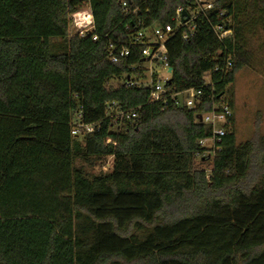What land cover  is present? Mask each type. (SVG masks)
<instances>
[{
    "label": "trees",
    "instance_id": "obj_1",
    "mask_svg": "<svg viewBox=\"0 0 264 264\" xmlns=\"http://www.w3.org/2000/svg\"><path fill=\"white\" fill-rule=\"evenodd\" d=\"M86 3L93 27L71 35ZM195 6L0 0V264H264V134L237 142L232 111L211 153L199 141L212 127L196 121L243 67L264 73L253 41H264V0H212L178 24L176 10ZM166 24L164 104L150 101L133 40ZM110 44L128 55L111 60ZM190 89L193 106L174 104ZM115 108L137 115L120 121ZM78 117L91 133L71 134ZM198 156H211L208 171Z\"/></svg>",
    "mask_w": 264,
    "mask_h": 264
},
{
    "label": "built area",
    "instance_id": "obj_2",
    "mask_svg": "<svg viewBox=\"0 0 264 264\" xmlns=\"http://www.w3.org/2000/svg\"><path fill=\"white\" fill-rule=\"evenodd\" d=\"M121 7L124 10H127V3L128 0H119ZM196 6L189 11L188 19L185 21H181L180 9L176 10V16L175 20L178 24L184 25L185 23H188L192 20V18L196 17L199 13H202L205 9H208L212 7V1L209 0H195ZM135 8L132 10L134 11ZM84 15L88 16L89 19H85ZM71 24H73L75 32L78 35L82 36L86 31H90L92 29V17L91 12L89 9L88 4L86 3V9L85 10H78L76 12L71 13ZM149 30L151 35H153L157 41L150 43L149 37L145 34V32ZM147 30H139L134 34V42H138L145 47L142 49L141 53L147 58L148 61H157L161 68L166 73H170L168 71V63L166 61V56L164 53H162L163 50V43L165 42L166 38L170 35L172 32V27L169 24H166L165 26H159V25H153ZM221 30V25H217L215 27V31L218 33V37L221 38L225 34L223 31L219 33ZM187 37V34L183 35V38L185 39ZM93 38H96L94 36ZM127 48L121 47L117 48V46L110 44L109 49V57L111 60L116 61L119 57L128 55ZM152 73H150L151 77ZM168 79L165 77L163 80L157 78L155 81H152L150 78L149 83H147V86L150 88V101H162L164 104L166 103V97H167V89L165 87L166 81ZM129 83V82H128ZM130 83H135L130 81ZM189 92L192 94L190 95ZM182 95V99L179 98L180 95H171L174 104L182 103L186 107H191L194 105V100L196 97L200 96V91H194V90H187ZM178 97V98H176ZM114 106H116V103L112 102L107 109L108 110H114ZM117 107V106H116ZM114 116H118V119L120 121H131L134 117H136V111L135 110H117L115 108V112L112 114ZM232 116V109L228 106L226 102H220L218 104H215L212 106V109L209 111H206V113L198 115L196 117V121L203 123V124H209L212 127V135L210 137H207L206 139L200 140L199 144L204 147H208L211 149V153L214 152L215 149V141H219L222 136L225 135L227 131V123L229 122L230 118ZM200 117V119H199ZM71 134L73 136L77 134H86L91 133L93 131V126L91 124H86L81 121V119H75L71 126ZM210 140L209 145H205L207 140ZM111 166V165H110ZM103 168H105L102 165ZM104 170H107L104 169Z\"/></svg>",
    "mask_w": 264,
    "mask_h": 264
},
{
    "label": "rangeland",
    "instance_id": "obj_3",
    "mask_svg": "<svg viewBox=\"0 0 264 264\" xmlns=\"http://www.w3.org/2000/svg\"><path fill=\"white\" fill-rule=\"evenodd\" d=\"M85 9L86 5L84 4L82 10ZM69 31L71 35L75 32L73 24L70 25ZM145 34L149 37L150 43L157 41V39L151 35L149 30H147ZM261 35L264 39V31H262ZM253 41L255 46L258 45L256 47V55H262L264 51V41L262 44H260L259 39L257 38ZM144 67L147 69L146 83H149L150 73H155L157 78L161 80L168 75V73L164 72L157 61L145 62ZM259 72H261V69L252 70L243 67L238 72L235 80L228 86V92L221 99V102L232 103L231 108L233 111V119L230 126L234 127L237 142H243L245 139L252 137L255 133L260 135L264 134V73ZM189 94L191 95L192 93L189 92ZM179 98L182 99V95H180ZM79 139H81V137H79ZM209 144L210 140L208 139L205 145L207 146ZM111 160V158L105 160L103 164L105 168L102 166L99 167V164L95 165L94 172L106 168L110 169ZM194 164L199 168H206L208 171L212 166L211 156L206 161H201L198 156L194 160Z\"/></svg>",
    "mask_w": 264,
    "mask_h": 264
},
{
    "label": "water",
    "instance_id": "obj_4",
    "mask_svg": "<svg viewBox=\"0 0 264 264\" xmlns=\"http://www.w3.org/2000/svg\"><path fill=\"white\" fill-rule=\"evenodd\" d=\"M180 15L185 16L183 21L188 19V16H189L185 10H181ZM168 71H170V68H168ZM199 119H200V117H199Z\"/></svg>",
    "mask_w": 264,
    "mask_h": 264
},
{
    "label": "bare ground",
    "instance_id": "obj_5",
    "mask_svg": "<svg viewBox=\"0 0 264 264\" xmlns=\"http://www.w3.org/2000/svg\"><path fill=\"white\" fill-rule=\"evenodd\" d=\"M84 18H85V19H87V20L89 19V17H88V16H86V15H84Z\"/></svg>",
    "mask_w": 264,
    "mask_h": 264
}]
</instances>
